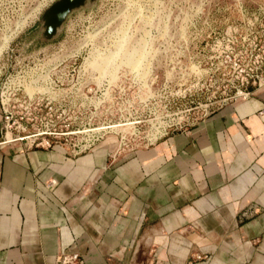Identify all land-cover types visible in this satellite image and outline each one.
Instances as JSON below:
<instances>
[{
  "label": "crops",
  "instance_id": "1",
  "mask_svg": "<svg viewBox=\"0 0 264 264\" xmlns=\"http://www.w3.org/2000/svg\"><path fill=\"white\" fill-rule=\"evenodd\" d=\"M114 156L4 141L0 264H264V84Z\"/></svg>",
  "mask_w": 264,
  "mask_h": 264
},
{
  "label": "rangeland",
  "instance_id": "2",
  "mask_svg": "<svg viewBox=\"0 0 264 264\" xmlns=\"http://www.w3.org/2000/svg\"><path fill=\"white\" fill-rule=\"evenodd\" d=\"M56 1L0 0V86L53 101V116L20 135L130 151L264 84V0H89L47 40L42 17ZM93 51L85 118L65 120L60 67L46 69Z\"/></svg>",
  "mask_w": 264,
  "mask_h": 264
},
{
  "label": "built area",
  "instance_id": "3",
  "mask_svg": "<svg viewBox=\"0 0 264 264\" xmlns=\"http://www.w3.org/2000/svg\"><path fill=\"white\" fill-rule=\"evenodd\" d=\"M96 52L99 51L91 52L87 58L84 55L74 54L73 59L66 60L65 62L62 61L58 66L46 69L47 75L50 78L52 70L60 67V78L62 79L63 88L66 89L62 103L69 106L67 109H71V112H66L65 110V120L81 122L85 118L84 111L81 108L87 103L85 89L86 87L89 89L93 88L91 83L87 82L86 79L88 78L87 76L91 75L92 71H95L87 62ZM103 53L100 52V54ZM99 75H102L101 71ZM37 84H39V81L34 86ZM108 85V88H113V82H109ZM242 94V96L246 97L249 92H243ZM42 99L35 90L31 91L21 83L12 82L9 79L3 82L0 86V106L3 116L4 141L19 140L27 147L40 148H51L59 145L73 155H79L95 148L91 144H68L65 142L67 138L63 141L61 137V135H67L66 132L58 134L56 132L37 131L28 133V135H20L21 133H26L29 127H34L33 122L47 118V116H53V101L49 100L44 104ZM69 125L66 126L69 127ZM79 127L80 124L78 123V130L80 129ZM122 152L123 150H118L113 154L115 156ZM57 264H83V257L79 250L62 251L57 256Z\"/></svg>",
  "mask_w": 264,
  "mask_h": 264
},
{
  "label": "water",
  "instance_id": "4",
  "mask_svg": "<svg viewBox=\"0 0 264 264\" xmlns=\"http://www.w3.org/2000/svg\"><path fill=\"white\" fill-rule=\"evenodd\" d=\"M89 0H58L43 14V36L47 40L53 39L59 28L66 21L68 15L75 9L84 6ZM94 1V0H90Z\"/></svg>",
  "mask_w": 264,
  "mask_h": 264
}]
</instances>
